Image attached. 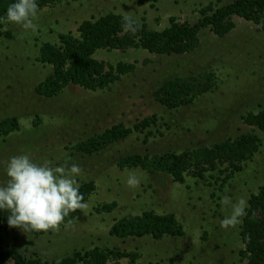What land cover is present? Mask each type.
<instances>
[{"label":"rangeland","instance_id":"rangeland-1","mask_svg":"<svg viewBox=\"0 0 264 264\" xmlns=\"http://www.w3.org/2000/svg\"><path fill=\"white\" fill-rule=\"evenodd\" d=\"M210 2L221 6L230 0H157L143 5L138 0H68L38 11L35 31L12 22L0 27V32L11 35L0 36V120L15 117L20 127L0 139V183L7 180L9 157L27 153L38 163L78 164L79 183L92 180L96 186L86 202L88 207L72 224L39 237L16 227L2 235L0 248L34 254L49 263H57L74 250L107 246L136 250L138 264H245L239 256L242 217L235 227H222L228 209L221 201L227 195L233 201L243 198L247 204L250 195L264 185V133L241 120L246 112L264 108V33L259 25L234 16L235 27L229 34L218 38L204 29L198 48L183 55H158L141 48L98 50L94 58L112 65L134 63V72L110 89L92 92L69 85L53 98L35 93L37 84L52 70L50 65L36 62L39 47L45 42L58 43L61 33L77 35L83 20L114 12L144 22L150 30H162L170 17L193 24L200 18L198 10ZM205 70L214 71L217 87L193 104L168 110L154 99V90L165 80ZM151 115L160 118V126L151 129L153 135L146 143L143 134L133 133L96 155L70 150L113 124L131 127ZM251 131L261 139L258 152L220 190L208 176L204 180L189 177L178 184L166 175L116 166L122 156L181 152ZM130 173L139 179L134 187L126 183ZM113 201L117 203L113 212H95L96 206ZM145 210L174 214L185 235L159 240L109 235L114 220Z\"/></svg>","mask_w":264,"mask_h":264},{"label":"trees","instance_id":"trees-1","mask_svg":"<svg viewBox=\"0 0 264 264\" xmlns=\"http://www.w3.org/2000/svg\"><path fill=\"white\" fill-rule=\"evenodd\" d=\"M68 0H36L38 11L46 7H55ZM75 1V0H73ZM14 0H0V27L7 24L4 13ZM157 0H138L139 5L153 4ZM200 18L193 24L178 22L169 18V25L162 30H150L144 22H137V31L132 33L124 29L123 17L126 15L108 12L97 18L83 20L77 27V35L61 33L58 43L45 42L38 50L36 62L50 65L51 73L35 87V93L42 98L58 96L69 85L88 91L110 89L124 75L134 72L135 64L119 61L112 65L94 58L98 50L144 49L158 55H183L198 48L200 33L209 29L216 37L223 38L235 27L233 17L260 26L264 33V0H230L214 6L212 2L198 10ZM0 36L10 38V33L0 32ZM218 80L212 70L184 77H174L162 82L153 92L154 99L168 110H178L189 106L199 97L217 87ZM38 118V117H37ZM242 123L264 133V108L248 111L241 116ZM36 125V124H35ZM160 126L156 115L144 117L131 127L116 123L102 132L75 143L70 150L83 156L96 155L107 147L126 139L133 133L144 135L143 142L153 135L152 128ZM15 117L0 120V139L19 130ZM261 146V139L254 132L241 133L235 138H227L211 146H198L157 154H130L120 157L118 169H141L149 175H166L174 183L184 184L191 177L204 180L213 179L220 190L228 181L243 170ZM96 191L92 180L80 183V192L87 202ZM117 207L115 201L102 203L94 208L97 214L111 213ZM82 210L71 211L54 229L33 231L18 226H9L7 212L0 211V239L14 228L27 235L39 237L52 234L57 228L72 224ZM118 239L151 237L159 240L165 236L185 235L182 224L174 214H158L145 210L140 214H129L114 220L108 231ZM242 249L239 256L245 264H264V185L256 194H251L242 217L239 232ZM140 255L136 250H123L117 247L93 246L88 249L74 250L62 257L57 263L44 261L37 255L25 256L12 248H0V264H138ZM125 260V263L122 261Z\"/></svg>","mask_w":264,"mask_h":264},{"label":"clouds","instance_id":"clouds-1","mask_svg":"<svg viewBox=\"0 0 264 264\" xmlns=\"http://www.w3.org/2000/svg\"><path fill=\"white\" fill-rule=\"evenodd\" d=\"M38 16L36 0H14L4 13V19L16 23L25 30L35 31ZM125 30L135 33L137 23L131 16H124ZM81 174L78 164L38 163L30 154L9 157L5 164L6 182L0 183V211L7 212L9 226H18L41 232L56 228L71 211L88 207L80 192L77 177ZM129 186L139 184V179L130 173L126 180ZM221 204L228 215L221 220L222 227H235L245 215L247 207L243 198L233 201L225 195Z\"/></svg>","mask_w":264,"mask_h":264}]
</instances>
